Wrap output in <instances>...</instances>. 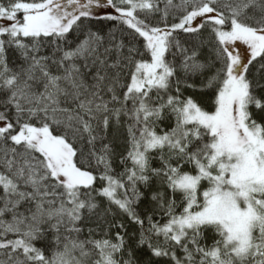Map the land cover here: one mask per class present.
<instances>
[{"label":"snow or ice","instance_id":"obj_1","mask_svg":"<svg viewBox=\"0 0 264 264\" xmlns=\"http://www.w3.org/2000/svg\"><path fill=\"white\" fill-rule=\"evenodd\" d=\"M0 264H264V0H0Z\"/></svg>","mask_w":264,"mask_h":264}]
</instances>
